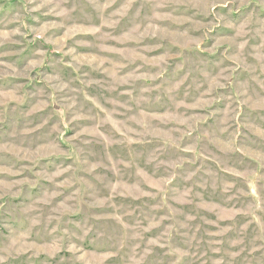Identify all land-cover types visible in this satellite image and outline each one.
<instances>
[{
    "label": "rangeland",
    "instance_id": "374dc122",
    "mask_svg": "<svg viewBox=\"0 0 264 264\" xmlns=\"http://www.w3.org/2000/svg\"><path fill=\"white\" fill-rule=\"evenodd\" d=\"M0 264H264V0H0Z\"/></svg>",
    "mask_w": 264,
    "mask_h": 264
}]
</instances>
